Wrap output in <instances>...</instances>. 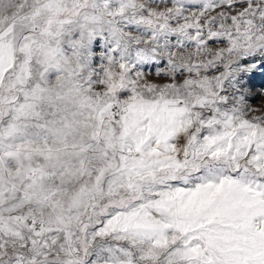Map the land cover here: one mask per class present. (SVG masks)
Segmentation results:
<instances>
[{"label": "snow or ice", "instance_id": "snow-or-ice-1", "mask_svg": "<svg viewBox=\"0 0 264 264\" xmlns=\"http://www.w3.org/2000/svg\"><path fill=\"white\" fill-rule=\"evenodd\" d=\"M262 69L264 0H0V264H264Z\"/></svg>", "mask_w": 264, "mask_h": 264}, {"label": "rangeland", "instance_id": "rangeland-1", "mask_svg": "<svg viewBox=\"0 0 264 264\" xmlns=\"http://www.w3.org/2000/svg\"><path fill=\"white\" fill-rule=\"evenodd\" d=\"M157 67L163 68L164 65L163 63H161V65L159 66H156L154 64L144 66V71L148 73L149 79L159 80V78L155 75ZM248 83L250 87L254 88L257 92H259L261 88L264 87V69L260 70L255 75H253ZM250 102L254 106H258L259 104L264 103V97L253 96L252 98H250Z\"/></svg>", "mask_w": 264, "mask_h": 264}]
</instances>
